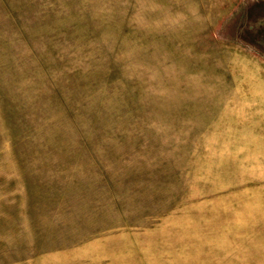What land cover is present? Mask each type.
<instances>
[{"label":"rangeland","instance_id":"1","mask_svg":"<svg viewBox=\"0 0 264 264\" xmlns=\"http://www.w3.org/2000/svg\"><path fill=\"white\" fill-rule=\"evenodd\" d=\"M0 264H264V0H0Z\"/></svg>","mask_w":264,"mask_h":264}]
</instances>
